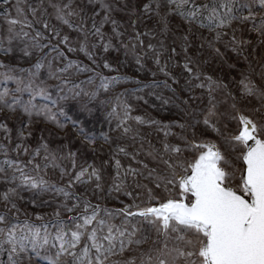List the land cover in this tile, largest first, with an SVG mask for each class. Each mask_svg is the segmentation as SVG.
Returning a JSON list of instances; mask_svg holds the SVG:
<instances>
[{
  "label": "snow or ice",
  "instance_id": "1",
  "mask_svg": "<svg viewBox=\"0 0 264 264\" xmlns=\"http://www.w3.org/2000/svg\"><path fill=\"white\" fill-rule=\"evenodd\" d=\"M144 89L176 112L133 115ZM41 121L82 142L33 143ZM0 264H264V0H0Z\"/></svg>",
  "mask_w": 264,
  "mask_h": 264
},
{
  "label": "rangeland",
  "instance_id": "2",
  "mask_svg": "<svg viewBox=\"0 0 264 264\" xmlns=\"http://www.w3.org/2000/svg\"><path fill=\"white\" fill-rule=\"evenodd\" d=\"M134 2L139 3V0H134ZM115 16L119 19H123V20H127L128 19V15L127 13L123 12V11H117L115 13ZM182 22L180 21L179 17H173L172 20V26L176 27L178 25H180ZM144 24H146L148 27H153L154 26V22L153 21H144ZM109 26H106V30ZM139 30L143 31L144 30V25H140L139 26ZM204 32H207V29L203 30ZM247 35V33H246ZM148 38L145 37V40H147ZM221 47H223L221 45ZM209 50L205 49L204 51V56L207 58L208 63H209V71H212L214 73L215 76L220 77V78H225L231 85L235 86L236 89L238 90V85L236 84V82L239 79V74L242 68L246 67V65L244 64L243 61H239L237 66L235 67H230V65L235 63V54L231 53L229 50V58H226V60L224 62H221V60L219 58L213 59L212 55H209ZM116 55H120L121 58H123V52L121 51L120 53H112V57L114 58ZM73 58H78L81 60H84V62L86 63H90L89 61L86 60V58L80 54L79 56H74ZM149 67H153L151 65V63L149 62ZM101 70H103L105 72V75H112L114 73H110L107 70H104L102 68L101 65ZM121 73L126 74V75H131L133 77L135 76H139L140 79L144 82H150L153 79H159V80H163L164 77L161 74H158L156 77H153L151 75V72L148 71V69L146 68L145 71L143 73L138 72L134 66V62L133 63H129L127 61H125V63L121 66L120 69ZM174 71H178V69H174ZM258 79V77H257ZM139 87V85L135 84L134 81H129V82H120L116 88L113 90L112 93H110V95H114L115 93H118L122 90L125 89H135ZM182 88V81H181V85L179 86ZM152 91V89H144L143 91L139 92V93H129V95L126 97L127 102L131 103L133 105V115L136 114H145V115H149V116H153V117H164L167 118L170 115H173L176 112V108L174 105H169L166 106L169 109H171L170 112H165L161 107H160V102L155 100L154 96H150L148 95V93ZM155 91H157L158 93L162 92L164 95H172L171 92H169L168 90L164 89L163 87H161L160 89H156ZM199 91V90H198ZM185 94H187L185 92ZM137 96H144L145 99L148 100V103H145L144 100H140L137 99ZM222 100V98H221ZM179 102V101H177ZM155 104L157 105V107H153L152 105ZM66 111L68 112V115L71 116L73 119H79V114L74 111V109L72 107L66 109ZM94 117H96L97 119H93V117H85L87 124L86 127L88 129V131H94L96 133H99L100 131H108L109 130V124L106 120H103V117L101 116L100 113H94L93 114ZM103 121V122H101ZM10 124H12L13 126H18L15 125L14 122L9 121ZM35 132H34V137L32 138V142L34 143L35 140L40 136V129H44V136L49 140L50 144L55 147L57 144L59 143H63L65 138L67 137L68 140H74L75 143L73 144V146H75L76 144H79L82 142V138L77 136L75 133V130L71 124V122L65 124L63 126V128H57L55 124L53 123H49V122H45V121H41L38 122L36 124L33 125ZM141 132L142 134H147L149 135V138H155L157 135H162V133H157L154 130L150 129L149 126L147 125H141ZM110 135H114V133H110ZM97 145L103 144V141L98 139L96 141ZM86 147V145H85ZM105 148H107V145H105ZM14 155V154H13ZM25 195H27L25 193ZM121 199H125V197L121 196ZM107 203L109 205H116L119 206L118 202L115 200L114 197H110L107 201ZM118 222V221H117Z\"/></svg>",
  "mask_w": 264,
  "mask_h": 264
}]
</instances>
